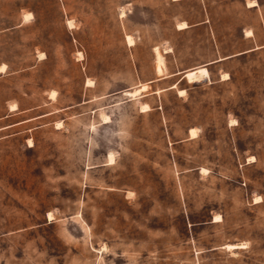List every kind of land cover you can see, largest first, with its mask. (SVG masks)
Wrapping results in <instances>:
<instances>
[{"label":"rangeland","instance_id":"374dc122","mask_svg":"<svg viewBox=\"0 0 264 264\" xmlns=\"http://www.w3.org/2000/svg\"><path fill=\"white\" fill-rule=\"evenodd\" d=\"M0 69V264H264V0H0Z\"/></svg>","mask_w":264,"mask_h":264},{"label":"bare ground","instance_id":"6f19581e","mask_svg":"<svg viewBox=\"0 0 264 264\" xmlns=\"http://www.w3.org/2000/svg\"><path fill=\"white\" fill-rule=\"evenodd\" d=\"M251 3V2H250ZM29 17H31V14L29 13V14H27L26 13V15H25V18H29ZM24 18V19H25ZM186 27V25L185 24H179L178 25V28L179 29H182V28H185ZM127 42L129 43V44H133V39H132V37L131 36H127ZM155 52H156V72L158 73V74H160V73H162V71H163V68H162V65H163V61H162V55L160 54V52H159V50L157 49V48H155ZM141 90H143V89H138V88H136V89H134L133 91H131V92H128L127 94L131 97V98H135L137 95H139L140 94V91ZM184 92V90H182V91H180V93H183ZM104 119H108V117L107 116H104L103 117ZM195 135H196V130L195 129H191L190 130V137H195ZM109 161H113V158L112 157H110L109 158ZM226 247L229 249V248H241L242 247V243L241 244H238V245H226Z\"/></svg>","mask_w":264,"mask_h":264},{"label":"snow or ice","instance_id":"6c2138e0","mask_svg":"<svg viewBox=\"0 0 264 264\" xmlns=\"http://www.w3.org/2000/svg\"><path fill=\"white\" fill-rule=\"evenodd\" d=\"M0 70H2V69H0Z\"/></svg>","mask_w":264,"mask_h":264}]
</instances>
